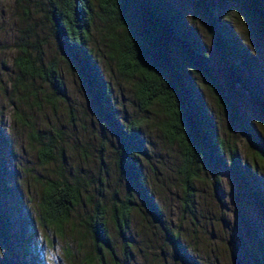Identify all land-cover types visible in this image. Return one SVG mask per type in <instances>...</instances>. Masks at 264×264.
Wrapping results in <instances>:
<instances>
[{
  "label": "rangeland",
  "instance_id": "1",
  "mask_svg": "<svg viewBox=\"0 0 264 264\" xmlns=\"http://www.w3.org/2000/svg\"><path fill=\"white\" fill-rule=\"evenodd\" d=\"M168 1L178 9L192 39L208 58L224 97L220 102L205 80L188 70L214 134L224 146L236 148L241 173L247 166L264 184V168L255 155L258 148L264 156L260 112L238 86L224 83L220 54L201 17L193 11V0ZM237 1L210 0L217 14L234 10L228 26L249 56L251 79L264 86V40L237 11ZM91 4L94 15L89 49L109 91L117 129L124 133L131 122L140 126L138 148L144 156L138 157V167L163 224L178 235L195 264H231V254L246 264H264L257 247V238L264 239V218L227 162L218 169L216 178L209 169L198 171L190 211L183 208L180 149L162 135L164 112L158 104L147 110L140 108L133 80L118 73L111 57L98 0H91ZM46 9L47 0H0V182L4 185L0 212L9 224L7 237L0 238V261L24 264L35 257L39 264H84L89 258L94 260L91 264H100L93 257L82 225H78L90 213L85 202L90 200L106 211L107 234L115 255L114 261L105 256L102 264H191L172 251L136 194L127 191L126 181L115 166V131L100 118L75 73L59 59ZM20 45L31 57L40 52L42 64L56 61L64 86L63 102L52 108L45 105L41 95L49 91L46 83L18 77L13 61ZM243 128L252 139L244 137ZM42 144L51 150L47 163L37 155ZM62 178L78 186L80 204L58 232L42 223L38 203L45 184ZM125 199L132 205L125 234L129 246L126 259L122 240L109 221L113 205L119 206ZM229 239L230 249L226 247Z\"/></svg>",
  "mask_w": 264,
  "mask_h": 264
},
{
  "label": "trees",
  "instance_id": "2",
  "mask_svg": "<svg viewBox=\"0 0 264 264\" xmlns=\"http://www.w3.org/2000/svg\"><path fill=\"white\" fill-rule=\"evenodd\" d=\"M98 3L99 14L106 24L110 41L109 51L118 73L133 80L134 96L142 110L155 104L162 108L165 116L162 135L180 149L183 208L190 211L194 196L193 181L197 179L198 171L209 169L216 178L218 169L224 168L227 162L264 218V184L256 180L247 166L244 175L241 173L236 148L224 146L216 137L196 88L190 81L188 70L202 77L220 102L224 98L213 77L208 58L192 39L178 9L168 0H98ZM237 4V11L243 13L256 29L257 35L264 40V0H238ZM192 5L220 54L224 83L228 87L238 86L258 109L264 121V86L251 79L249 56L228 26L234 10L217 14L210 0H193ZM93 15L91 0H47L46 17L59 59L75 73L100 118L115 131V166L126 181L127 191L136 194L172 251L179 258H186L195 264L187 255L178 235L163 224L155 203L147 194L146 182L138 167V157L144 156L138 148L139 124L131 122L124 133L117 129L109 91L89 49ZM13 65L19 78L27 77L46 83L49 91L41 95L45 105L52 108L58 101L63 102L64 86L54 59L42 64L40 52L31 57L26 48L20 45ZM242 132L245 138L252 139L246 128ZM37 155L42 162H49L50 147L42 144ZM255 155L264 168L261 150L256 148ZM0 189H4L2 182ZM85 202L90 205V213L78 225H82L89 239L93 257L100 264L105 256L114 261L115 255L107 234L106 211L96 201ZM79 204L80 190L75 183L65 178L49 181L41 191L38 214L42 223L61 232ZM130 206L128 199L119 203V206L113 205L109 217L117 236L122 240L125 259L129 255L125 234L129 227ZM8 225L5 214L0 212V238L7 237ZM257 247L264 258V239L257 238ZM93 261L87 258L84 264ZM242 263L246 264L244 261ZM0 264L3 263L0 261ZM24 264L39 262L32 257Z\"/></svg>",
  "mask_w": 264,
  "mask_h": 264
},
{
  "label": "water",
  "instance_id": "3",
  "mask_svg": "<svg viewBox=\"0 0 264 264\" xmlns=\"http://www.w3.org/2000/svg\"><path fill=\"white\" fill-rule=\"evenodd\" d=\"M230 243H231V239H229L226 242V247L228 249H230ZM230 261H231V264H243L242 261L237 256H235L233 254L230 255Z\"/></svg>",
  "mask_w": 264,
  "mask_h": 264
},
{
  "label": "clouds",
  "instance_id": "4",
  "mask_svg": "<svg viewBox=\"0 0 264 264\" xmlns=\"http://www.w3.org/2000/svg\"><path fill=\"white\" fill-rule=\"evenodd\" d=\"M50 259H51L50 257H47V256H46V260L50 261Z\"/></svg>",
  "mask_w": 264,
  "mask_h": 264
}]
</instances>
